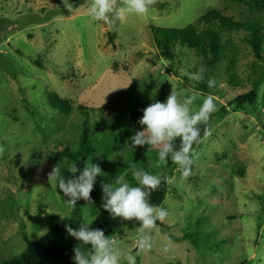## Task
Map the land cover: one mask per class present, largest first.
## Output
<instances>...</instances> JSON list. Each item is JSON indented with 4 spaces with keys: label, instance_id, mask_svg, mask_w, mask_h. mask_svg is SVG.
Returning <instances> with one entry per match:
<instances>
[{
    "label": "rangeland",
    "instance_id": "1",
    "mask_svg": "<svg viewBox=\"0 0 264 264\" xmlns=\"http://www.w3.org/2000/svg\"><path fill=\"white\" fill-rule=\"evenodd\" d=\"M91 2L70 0L68 12L61 0H0V263L26 248L22 226L36 241L61 217L71 216L73 209L48 176L59 164L63 177H70L62 151L77 148L87 121L88 158L106 175L96 179L97 199L81 210L85 223L102 209L101 184L129 171L132 162L161 178L169 165L160 206L170 215L151 230L153 249H137L136 228H122L114 237L120 250L135 252L137 264H264V82L254 107L228 106L252 88L251 67L261 63L242 32L228 35V51L213 68L207 70L187 48H177L169 62L150 30L184 28L212 8L263 25L264 14L234 0H154L150 16L129 15L109 27L88 15ZM230 62L240 80L233 88L226 84ZM200 82L206 90L196 88ZM171 91L181 101L194 95L193 111L209 95L215 104L209 128L192 151L188 178L170 156L167 163L159 160V148H131L124 132L128 118L121 112L128 105L163 102ZM50 92L71 104L68 116L50 108ZM80 107L88 109L87 118ZM140 130L132 126L131 136Z\"/></svg>",
    "mask_w": 264,
    "mask_h": 264
},
{
    "label": "clouds",
    "instance_id": "2",
    "mask_svg": "<svg viewBox=\"0 0 264 264\" xmlns=\"http://www.w3.org/2000/svg\"><path fill=\"white\" fill-rule=\"evenodd\" d=\"M61 3L68 12L73 11L70 0H61ZM153 3L154 0H124L123 4H118L117 0H92L87 12L93 20L112 27L117 21L126 20L129 15L150 16ZM199 71L203 73L204 69ZM207 83L209 87H213L216 82L209 79ZM195 99L193 95L181 101L177 93L171 91L163 102L157 101L142 109V116L138 121L141 130L129 138L131 148L145 145L159 148L157 155L162 163H167L170 156L181 175L184 178L190 177L194 163L191 146L198 142V125L206 122L215 111L211 95L204 98L198 110L193 111L190 106ZM177 139L180 140L179 147L175 143ZM2 151L3 148L0 147V152ZM66 169L71 174L69 178L63 177V170L58 164L49 174V182L55 183L56 189L63 193L66 198L64 203L69 209H75L80 200L91 205L90 193L96 179L106 174L91 162V158L86 159L82 168H78L76 163H67ZM129 172L135 184L127 179ZM161 179L159 174L146 172L132 162L129 171L115 175L114 181L101 184V207L113 220L120 218L122 221L138 222L136 248L143 252H149L154 247L151 230L156 227V222H163L170 215L164 207L149 202V190L157 189ZM88 215L86 212L85 216ZM65 230L68 236L79 242L73 249L72 264H137L135 252H122L117 240L106 236L101 229H93L87 223H81L75 229L66 224Z\"/></svg>",
    "mask_w": 264,
    "mask_h": 264
},
{
    "label": "trees",
    "instance_id": "3",
    "mask_svg": "<svg viewBox=\"0 0 264 264\" xmlns=\"http://www.w3.org/2000/svg\"><path fill=\"white\" fill-rule=\"evenodd\" d=\"M234 2L238 5H243L250 12L264 14V0H234ZM150 30L154 46L165 60L172 62L175 55L174 52L177 48H187L189 51L195 52V54L201 58V62L207 70L216 66L225 56V52L228 51V35L239 32L244 33L246 35L245 42L249 46L255 61L261 63V65L258 67L255 63L251 67L254 75L252 79H249L252 88L245 93L237 95L228 102V106L233 107L235 111H241L256 105L259 86L264 82V25L262 21L258 19L235 20L232 16L225 15L222 10L212 8L204 12L193 24H189L184 28L164 29L151 26ZM109 40L112 44V38ZM36 64H38V62ZM232 70L233 62H230L226 69V84L231 88L237 87L240 81L232 73ZM196 88L206 90V86L203 82L198 83ZM46 97L48 105L53 111L63 116H68L71 113V104L60 98L56 93L50 92ZM148 105V103L130 104L121 112L123 118H128V124L127 127L124 128V132L129 142L132 126L141 128L138 121L142 116V109L146 108ZM87 110V108L80 107V111L83 112L82 114L85 118H87ZM221 110L224 111V109ZM212 117L213 115H210L206 122L198 125L200 136L198 142L193 143L191 146V152L197 147L203 133L208 130ZM79 136L77 148L71 150L66 146L62 154L70 163H76L78 168H82L90 152V132L87 127V121H84L82 124ZM175 143L176 146L179 147L180 140L177 139ZM168 166L169 165H164L163 167L162 179L159 187L155 190H149V202L154 205L160 206L167 194L169 182ZM129 181L135 184L132 178H130ZM98 193V188L95 184L93 191L90 193L91 203L97 199ZM64 199L66 198L63 196V202ZM87 205L89 204L83 200L78 201L70 217L61 218L56 225L36 241H30L28 239L25 229L22 226L20 236L26 244V248L14 258L4 260L0 264H72V257L74 255L73 249L79 242L68 236L65 225H70L75 229L78 228L81 223H85L82 220L81 210ZM92 221V224L91 222L88 224L91 228L101 229L106 236L112 238H114L122 228L131 230L138 227V222L135 220L122 221L120 218L113 220L103 208ZM159 224V221H157L156 226Z\"/></svg>",
    "mask_w": 264,
    "mask_h": 264
}]
</instances>
